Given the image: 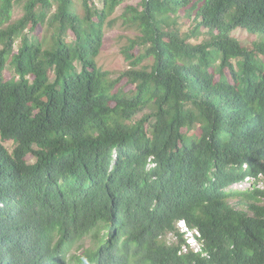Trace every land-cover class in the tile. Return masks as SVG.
Returning <instances> with one entry per match:
<instances>
[{
    "label": "trees",
    "instance_id": "1",
    "mask_svg": "<svg viewBox=\"0 0 264 264\" xmlns=\"http://www.w3.org/2000/svg\"><path fill=\"white\" fill-rule=\"evenodd\" d=\"M98 1L0 0V264H264V0Z\"/></svg>",
    "mask_w": 264,
    "mask_h": 264
},
{
    "label": "rangeland",
    "instance_id": "2",
    "mask_svg": "<svg viewBox=\"0 0 264 264\" xmlns=\"http://www.w3.org/2000/svg\"><path fill=\"white\" fill-rule=\"evenodd\" d=\"M98 5H101L100 1L96 0ZM142 0H124L119 6L116 7L113 14L108 18L111 21L119 17L125 9L126 5L140 4ZM24 13L22 3L15 6L14 9V19L19 18ZM181 18L180 23L184 31L189 30L192 27L191 20L185 15L184 12H180ZM207 33V32H206ZM203 34L198 38H194L192 41L201 42L202 40L208 38L207 34ZM136 31L131 28L124 27L121 21L118 20L114 25H107L105 27V38L102 51L98 57V64L102 67L104 71L111 73L113 78H117L120 74L129 67L128 61L125 59L122 53V47L127 43L128 37H133ZM232 34L237 37L244 45L253 46L255 43L264 41V35L260 33H251L244 28H236ZM132 86H129L131 88ZM5 144L12 149L14 144L12 141H7ZM232 203H237L236 200H231ZM242 206H240L241 208ZM252 214V212H250ZM176 232H178V227H174V230L168 233V240L170 242L177 241ZM184 236V235H183Z\"/></svg>",
    "mask_w": 264,
    "mask_h": 264
},
{
    "label": "built area",
    "instance_id": "3",
    "mask_svg": "<svg viewBox=\"0 0 264 264\" xmlns=\"http://www.w3.org/2000/svg\"><path fill=\"white\" fill-rule=\"evenodd\" d=\"M176 227L186 240L181 246V253H187L190 250L202 252L201 231L197 227L190 226L184 219L178 220Z\"/></svg>",
    "mask_w": 264,
    "mask_h": 264
}]
</instances>
